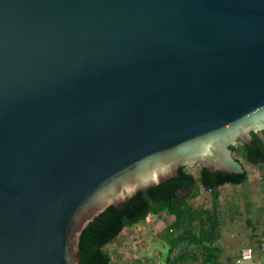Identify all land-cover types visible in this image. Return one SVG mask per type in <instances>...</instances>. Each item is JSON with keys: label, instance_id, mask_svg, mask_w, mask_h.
Wrapping results in <instances>:
<instances>
[{"label": "water", "instance_id": "obj_1", "mask_svg": "<svg viewBox=\"0 0 264 264\" xmlns=\"http://www.w3.org/2000/svg\"><path fill=\"white\" fill-rule=\"evenodd\" d=\"M262 130L264 0H0V264Z\"/></svg>", "mask_w": 264, "mask_h": 264}, {"label": "trees", "instance_id": "obj_2", "mask_svg": "<svg viewBox=\"0 0 264 264\" xmlns=\"http://www.w3.org/2000/svg\"><path fill=\"white\" fill-rule=\"evenodd\" d=\"M259 132V133H258ZM261 134V136H260ZM264 130L251 131L250 142L232 145L233 152L240 153L249 163L264 162ZM229 173L211 171L200 166L196 178L179 166L177 174L162 183L139 190L120 206L109 205L93 218L82 230L79 237L80 264H111V256L105 246L112 242L125 227L141 222L149 214L165 212L173 216L165 239L168 243L166 264L191 260L197 264H224L220 261L221 249L215 241L219 235L218 188L224 184H241L247 180V171ZM198 184L209 190L213 200V210L193 209L189 199L197 195ZM188 190V191H187ZM183 192V194H181ZM180 245L200 249V259L194 250L184 251L170 258L172 250ZM264 264V263H263Z\"/></svg>", "mask_w": 264, "mask_h": 264}, {"label": "rangeland", "instance_id": "obj_3", "mask_svg": "<svg viewBox=\"0 0 264 264\" xmlns=\"http://www.w3.org/2000/svg\"><path fill=\"white\" fill-rule=\"evenodd\" d=\"M243 139H238L241 144ZM233 156L240 159L247 171V180L241 184H224L218 188L219 235L215 241L221 249L220 261L236 264L244 250L252 249L253 258L264 263V162L249 163L238 152ZM185 170L196 178L200 165L185 166ZM197 195L189 199L193 209L213 210V200L209 190L198 184ZM173 216L165 212L149 214L141 222L123 228L120 234L105 249L111 256V264H166L168 243L166 231ZM194 250L200 259V249L180 245L170 253V258L184 251ZM176 264H197L184 260Z\"/></svg>", "mask_w": 264, "mask_h": 264}, {"label": "built area", "instance_id": "obj_4", "mask_svg": "<svg viewBox=\"0 0 264 264\" xmlns=\"http://www.w3.org/2000/svg\"><path fill=\"white\" fill-rule=\"evenodd\" d=\"M236 264H263V262L261 260H256L255 258H253L252 249L247 248L244 250L242 256L237 259Z\"/></svg>", "mask_w": 264, "mask_h": 264}]
</instances>
